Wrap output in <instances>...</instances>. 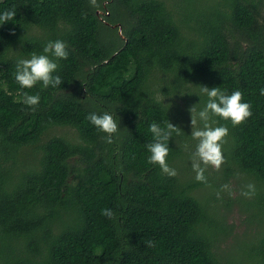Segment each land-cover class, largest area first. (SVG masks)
Here are the masks:
<instances>
[{
	"label": "trees",
	"instance_id": "obj_1",
	"mask_svg": "<svg viewBox=\"0 0 264 264\" xmlns=\"http://www.w3.org/2000/svg\"><path fill=\"white\" fill-rule=\"evenodd\" d=\"M180 96L254 182L239 257ZM261 209L264 0H0V264H264Z\"/></svg>",
	"mask_w": 264,
	"mask_h": 264
},
{
	"label": "rangeland",
	"instance_id": "obj_2",
	"mask_svg": "<svg viewBox=\"0 0 264 264\" xmlns=\"http://www.w3.org/2000/svg\"><path fill=\"white\" fill-rule=\"evenodd\" d=\"M97 11H101L102 14L104 12L101 8H98ZM104 18H106V15H104ZM118 25H115L117 27L115 29L119 33L121 31L120 35L122 39H125L122 27L120 29V25ZM168 99V97H164V100L167 101ZM176 102L178 103L176 108H179L180 111L178 113L179 122L182 125L183 134L186 136L185 141L182 142L183 157L187 160L192 155L193 157L189 158L192 168L198 172L204 171L212 179H216L213 182L221 184L220 192L213 190L214 188L210 186H206L204 191L210 195L212 202L219 206L223 205L220 198L229 203V207L221 206L219 210L220 217L227 228V233L222 236L224 241L220 244V248H227L236 257H239L246 248V251H249L250 244L255 241L257 235V220L251 217L253 214L245 210V206H243L245 201L252 198V193L246 194L244 190L248 186H252L254 182L245 179L242 175L232 176L227 181L222 179L223 163L221 153L217 150L219 143L214 140L213 125L208 124L206 127L203 124L201 125L199 116L194 114L192 107L186 106V100L182 96L178 97ZM64 132L65 130L57 129L53 132V135H64ZM243 183L247 185L243 186L245 185ZM229 192V197L223 196ZM213 194L215 198L212 196ZM249 217L253 223H249ZM261 219L264 220L263 209H261ZM238 252H240L239 255Z\"/></svg>",
	"mask_w": 264,
	"mask_h": 264
},
{
	"label": "flooded vegetation",
	"instance_id": "obj_3",
	"mask_svg": "<svg viewBox=\"0 0 264 264\" xmlns=\"http://www.w3.org/2000/svg\"><path fill=\"white\" fill-rule=\"evenodd\" d=\"M104 8H105V6H104ZM97 12L100 13L101 11H97ZM98 15H99L100 19L103 21V23H106V24L110 25V23H108V22L105 20V18H104V15H106L105 12H103V14L100 13V14H98ZM106 17H108V16L106 15ZM111 26H113V25H111ZM118 26H119V25H118Z\"/></svg>",
	"mask_w": 264,
	"mask_h": 264
},
{
	"label": "water",
	"instance_id": "obj_4",
	"mask_svg": "<svg viewBox=\"0 0 264 264\" xmlns=\"http://www.w3.org/2000/svg\"><path fill=\"white\" fill-rule=\"evenodd\" d=\"M97 14H99V13L97 12ZM106 15H109L108 11H106ZM112 27H115V25H113ZM119 28L121 29V26H119ZM120 33H121V31H120Z\"/></svg>",
	"mask_w": 264,
	"mask_h": 264
}]
</instances>
